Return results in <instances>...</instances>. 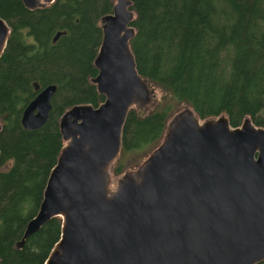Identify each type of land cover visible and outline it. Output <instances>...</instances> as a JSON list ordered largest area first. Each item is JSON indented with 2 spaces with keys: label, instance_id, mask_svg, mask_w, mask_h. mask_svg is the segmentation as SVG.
Returning <instances> with one entry per match:
<instances>
[{
  "label": "water",
  "instance_id": "obj_1",
  "mask_svg": "<svg viewBox=\"0 0 264 264\" xmlns=\"http://www.w3.org/2000/svg\"><path fill=\"white\" fill-rule=\"evenodd\" d=\"M54 1L21 0L28 11ZM130 6L114 0L102 18L90 82L104 99L60 116L64 145L16 248L60 217L61 234L45 264L264 262V127L250 118L233 127L225 114L201 119L183 106L168 119L161 143L112 180L129 109L152 104L153 87L130 47ZM9 32L0 17V57ZM39 88L22 112L26 129L42 127L52 108L56 85Z\"/></svg>",
  "mask_w": 264,
  "mask_h": 264
},
{
  "label": "trees",
  "instance_id": "obj_2",
  "mask_svg": "<svg viewBox=\"0 0 264 264\" xmlns=\"http://www.w3.org/2000/svg\"><path fill=\"white\" fill-rule=\"evenodd\" d=\"M129 1L137 70L169 98L147 113L129 109L115 174L130 167L126 156L141 162L161 143L176 103L201 119L225 114L233 127L245 117L264 127V0ZM113 5L55 0L28 11L21 0H0V17L10 27L0 57V264H45L59 240L61 218L53 217L21 248L15 245L64 145L60 116L73 105L96 107L104 99L90 79L97 74L102 18ZM35 84H55L56 91L46 123L26 129L21 116L38 92Z\"/></svg>",
  "mask_w": 264,
  "mask_h": 264
},
{
  "label": "rangeland",
  "instance_id": "obj_3",
  "mask_svg": "<svg viewBox=\"0 0 264 264\" xmlns=\"http://www.w3.org/2000/svg\"><path fill=\"white\" fill-rule=\"evenodd\" d=\"M152 87H153L152 104L151 105H148V106L146 105L144 107H134L136 109H139L142 113H147L148 111H151L154 108V106L156 107L157 105H158L157 108L160 109L162 107L163 103H165V99H163V98L164 97H166L167 99L169 98V95H166L165 93H163L159 88H157L155 86H152ZM170 100H171V98L169 99V101ZM175 105L178 106V108L176 109V106L174 107V109H176V110L173 109L174 112L172 113V115L177 110H179V109H181L183 107L182 105H178L177 103ZM120 157L121 156L119 154L118 158L114 161V163L112 164V166L110 168V174H111V178H112L113 181H115L118 178V176L120 175V174L117 175V174H115L112 171L114 164L117 163V161L119 160ZM125 160L131 162V165H129L130 166L129 168L126 167L127 169H125L124 171L129 170V169L136 168L143 161L142 160L140 162V159L139 158L136 159L135 156H134V154H129L128 156L125 157Z\"/></svg>",
  "mask_w": 264,
  "mask_h": 264
},
{
  "label": "flooded vegetation",
  "instance_id": "obj_4",
  "mask_svg": "<svg viewBox=\"0 0 264 264\" xmlns=\"http://www.w3.org/2000/svg\"><path fill=\"white\" fill-rule=\"evenodd\" d=\"M4 21H5V20H4ZM9 29H10V27H9ZM61 33H62V32H61ZM9 34H10V32H9ZM60 35H61V34H60ZM54 36H55V35H54ZM59 37H60V36H59ZM59 37H58V38H59ZM7 40H8V39H7ZM53 42H55V41H53ZM4 50H5V49H4ZM3 52H4V51H3ZM2 54H3V53H2ZM25 241H26V240H25ZM24 243H25V242H24Z\"/></svg>",
  "mask_w": 264,
  "mask_h": 264
}]
</instances>
